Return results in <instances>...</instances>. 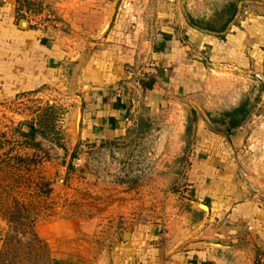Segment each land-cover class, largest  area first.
<instances>
[{
	"label": "crops",
	"instance_id": "obj_1",
	"mask_svg": "<svg viewBox=\"0 0 264 264\" xmlns=\"http://www.w3.org/2000/svg\"><path fill=\"white\" fill-rule=\"evenodd\" d=\"M65 1L78 7L73 11L61 8L58 16L62 20L37 28L26 20V24L21 21L17 25L15 0H0V94L7 97L53 82L63 83L71 69L70 81L78 83L80 91L77 107L85 136L113 139L143 119L150 125H155L157 119H161L160 124L186 125L189 114L179 99L185 102V97L193 96L197 101V96L205 93L209 73L203 70L208 68L239 69L250 82L255 74L261 76V80L255 79L261 83L258 102L252 105L244 122L229 133L212 131L211 115L197 111V116L191 106L195 114L192 133L202 155L196 153L189 171L194 181L191 193L197 201L189 200L190 210L170 220L172 230L168 226L161 233L162 246L150 250L151 261L146 260L149 253L132 250L121 263L129 264L134 258L135 264H253L249 240L258 236L264 243L263 211L245 181L228 170L226 164L237 160L235 156L239 158L244 151L251 157L249 171H264V131L254 129L259 123L264 125L263 116L256 110V105L264 108V16L251 15L240 25L230 24L220 39L189 27L179 0ZM182 1L193 17L209 18L215 2L227 0ZM92 5L95 9L90 8ZM84 8L89 9L85 16ZM105 28L100 41H89L100 37ZM82 46L89 52L80 54ZM153 61L156 72L144 79L126 69L130 65L135 70ZM148 79L152 80L151 86L143 87ZM213 142L215 149L211 148ZM226 143L230 145L229 153ZM215 151H237V155L215 158ZM207 153L209 156L204 157ZM241 160L237 162L246 163ZM197 204L206 210L197 208ZM224 217L229 221L221 224ZM226 222L229 226L225 227ZM243 226L249 228L248 234H241ZM121 237L127 242L135 238L129 233ZM246 257L249 261H242Z\"/></svg>",
	"mask_w": 264,
	"mask_h": 264
},
{
	"label": "rangeland",
	"instance_id": "obj_2",
	"mask_svg": "<svg viewBox=\"0 0 264 264\" xmlns=\"http://www.w3.org/2000/svg\"><path fill=\"white\" fill-rule=\"evenodd\" d=\"M231 1L215 2L209 16H215ZM68 3L15 0L19 13L16 24L29 21L32 15L36 22L33 26L40 28L42 21L52 25L63 19L58 16L61 8L73 11L78 7ZM179 3L181 11L188 12L186 3ZM237 5L239 14L213 35L224 36L230 24L240 25L251 15L264 16V0H237ZM87 10L83 9L84 16ZM214 16L205 19L221 26L225 17ZM106 31L89 41H100ZM86 52L89 49L83 47L80 54ZM129 67L135 66L126 69ZM212 70H203L209 74L205 93L197 96V101L193 96L185 97V102L179 99L189 114L187 127L160 124L161 119L150 125L143 119L113 139L82 134L77 107L80 91L78 83L70 81L71 69L63 83L53 82L7 97L0 94V264H121L132 250L149 253L146 260L151 261L150 250L162 246L161 233L168 226L172 230L170 220L190 210L189 200L197 201L191 193L194 181L189 171L196 153L201 155V147L192 133L195 114L191 106L196 114L217 117L244 101L253 106L258 102L261 83L255 78L250 82L242 71L229 66ZM256 110L264 118V108L256 105ZM31 125L37 129L32 138L24 134L31 131ZM255 126L256 131H264L262 123ZM229 146L224 145L228 153ZM216 147L213 142L211 148ZM218 152L214 156L211 152V156L237 155V151ZM241 153L239 158L246 163L237 162L235 156L237 160H227V168L245 181L264 219V171L252 168L250 172L251 157ZM225 217L221 224L229 221ZM247 228L243 226L241 234H248ZM123 233L134 234L135 238L127 242L121 237ZM249 241L253 264H264V243L258 236ZM129 264H135L134 258Z\"/></svg>",
	"mask_w": 264,
	"mask_h": 264
},
{
	"label": "trees",
	"instance_id": "obj_3",
	"mask_svg": "<svg viewBox=\"0 0 264 264\" xmlns=\"http://www.w3.org/2000/svg\"><path fill=\"white\" fill-rule=\"evenodd\" d=\"M237 14V0L231 1L228 3V5H224L220 10H217L216 15H212L211 17H225V21L223 24L219 27L211 25L212 20H207L205 17L195 18L190 13L185 12V20L189 27L209 32V33H219L220 31H223L226 28V25L229 21L235 18ZM165 37L168 39L169 36L165 35ZM220 39H223L224 36H217ZM160 49V48H157ZM152 84V80L148 79V81L143 82V87L149 88ZM252 105H248L245 101L243 103H240L237 107L225 111L221 113L219 116L215 117H209L210 127L211 130L220 133L225 132L229 133L232 129L236 128L237 126H240L244 120L247 118L249 113L251 112ZM222 127V128H221ZM37 131V129H36ZM35 128L31 125V131L26 134L28 137H34L35 134Z\"/></svg>",
	"mask_w": 264,
	"mask_h": 264
},
{
	"label": "built area",
	"instance_id": "obj_4",
	"mask_svg": "<svg viewBox=\"0 0 264 264\" xmlns=\"http://www.w3.org/2000/svg\"><path fill=\"white\" fill-rule=\"evenodd\" d=\"M29 22L31 23H36L34 20V17L32 15L29 16ZM39 27L42 28L46 25L45 21L39 22ZM157 69V66L155 64V62H146V64H144L143 66H139L138 69H131L129 68L128 71L133 72V74H135L137 77L144 79L145 77H147L148 75L155 73ZM256 80H261V76L259 74H255L254 75Z\"/></svg>",
	"mask_w": 264,
	"mask_h": 264
},
{
	"label": "water",
	"instance_id": "obj_5",
	"mask_svg": "<svg viewBox=\"0 0 264 264\" xmlns=\"http://www.w3.org/2000/svg\"><path fill=\"white\" fill-rule=\"evenodd\" d=\"M23 23H25V24H26V22H25V21H23ZM201 206H203V205H200V208H201V209H204V208H202ZM205 208H206V207H205ZM204 210H205V209H204Z\"/></svg>",
	"mask_w": 264,
	"mask_h": 264
}]
</instances>
